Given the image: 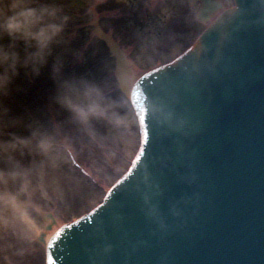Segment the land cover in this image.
I'll return each instance as SVG.
<instances>
[{
    "label": "clouds",
    "instance_id": "obj_1",
    "mask_svg": "<svg viewBox=\"0 0 264 264\" xmlns=\"http://www.w3.org/2000/svg\"><path fill=\"white\" fill-rule=\"evenodd\" d=\"M103 2L87 0L90 18ZM258 3L264 6V0ZM226 8L235 9L236 5L231 3ZM71 20L63 0H0V249L5 253L12 247L10 240L23 245L14 252L18 256L35 251V245L43 247L40 234L46 228V217L54 206L58 210L65 198L60 173L71 165L74 156L85 152H99L111 163L118 156L119 140L127 129L126 73L101 81L88 73L66 70L68 61L57 49H66L70 43ZM45 74L52 82L49 111L66 114L64 121L41 120L32 113L19 115L8 103L14 92L22 90L18 80L25 78L32 83ZM159 117L182 135L195 130L185 114H177L168 106L160 107ZM98 123L112 134H101ZM21 128L27 134H22ZM93 169L102 170L95 160ZM181 181L195 185L198 175L192 170ZM142 196L147 217L166 232L168 224L158 205L152 203L148 177ZM198 199V193L186 196L172 206L171 215L180 218L184 207ZM102 230L100 221L97 231ZM111 249V244H106L104 252Z\"/></svg>",
    "mask_w": 264,
    "mask_h": 264
},
{
    "label": "water",
    "instance_id": "obj_2",
    "mask_svg": "<svg viewBox=\"0 0 264 264\" xmlns=\"http://www.w3.org/2000/svg\"><path fill=\"white\" fill-rule=\"evenodd\" d=\"M237 2L239 3V8L237 11L230 15L217 18L208 27V29L206 30V32L208 31L207 34H205L201 42L198 43L201 48L198 49L196 44L193 51L188 52L175 63L165 67L161 71L159 76L154 78L155 81L153 85L157 87L158 91H156L158 93L164 95L171 92L173 94V100L171 104H168V107H170L177 114L183 115V113L193 111L191 110L193 109V106H191L193 102H191L190 105H186L181 101L185 98L188 99L189 93L187 91H185L186 93H183L181 91L171 89V82L174 81L175 78L177 79L178 76L188 75L187 72L190 69L184 67V64L189 65L194 61L196 63L198 62L200 63L202 69L206 67V69L209 71L210 67L213 68L214 72L209 71L213 75L218 72L220 73L221 71H228L230 69L233 70V65L236 64L237 66H239L240 63L243 64L244 56L251 50L252 46L255 43L259 42L262 38H264V6H261L258 3V0H237ZM253 42L255 43L252 45ZM241 47L243 49H250L246 50L245 53L244 51L234 52L235 48L242 49ZM247 56L250 57L249 55ZM246 62L250 67L257 68V65L253 61H248V59L246 58ZM263 72L264 71H261L260 76L264 74ZM189 75H193V72H191ZM223 78L219 79V76H216L213 80H211L214 84L219 85L225 81ZM140 79L132 85V90L133 86H136L139 83L141 84L142 80ZM203 81H205L204 78ZM196 83H198V81H196ZM214 88L216 87L214 86ZM214 88L211 90V92L214 90ZM229 90L231 91V87H229ZM151 92L153 93L152 89ZM177 97L180 98L177 99ZM164 106H167V103H165ZM196 108L198 117L197 122H200L196 123V128L204 129L209 123L216 124L217 117H215L214 114H211V110H208L206 106L198 107L197 104ZM154 112L156 111L154 110V108H152L151 114L153 115ZM189 114L190 113H187L188 117L190 116ZM157 116L158 115H156L155 117ZM156 120L157 119L154 118V121L151 122V125L152 123L153 125L150 132L148 131L146 135H143L141 133L140 140L142 141V143L140 141L139 147L141 146L142 151L137 152L140 163H137V158L133 162V167L137 165L136 168H134L135 170H138L139 166H141L143 162L146 163L147 167L151 168L149 169V171L141 174L140 179L144 181V184L145 177H148L152 182V178L157 176V174L154 172L157 165H159L160 169L165 168L166 171H173L175 170V168L178 169L182 167L187 162V154L183 155L181 157L182 159H180L179 161L175 158V156L173 157L172 154V159L174 158L175 160H177V162L173 161L175 168L169 164L170 161L168 162L167 159L166 146L172 147L173 142L171 144L170 142H168V139H165L166 143H163L161 136H158V134L162 130L169 131L170 127L165 124H161L158 125L155 130H153L156 125H154V123H156ZM213 127L215 128L217 126L214 125ZM171 133L172 132H170L169 135ZM150 135L151 139L153 138L152 141L154 145L148 148L149 146L146 145V139ZM249 136L251 137L252 133H249ZM187 138L189 137H187L186 135L183 137L184 143L186 142L185 139ZM250 140L254 141L255 137L252 136ZM186 143L188 144L190 149L194 150V153H191V155L194 154L195 157L199 156L202 159L199 160L198 158H192L193 161L198 159L196 162L197 166H200L202 162H207V160H204L203 158L205 145H203V149H200L198 147V144L197 147H192L188 142ZM243 143L244 142H239V144H237L233 140L227 143L228 146L231 147V149L234 151V154L237 157L236 160L238 161H245L244 158H246V155H243L241 150L243 148ZM258 143L262 144L261 140L257 139L256 148L252 152V156L258 157L259 164H261V169L264 172V166L262 168V162L264 159L262 158L264 147L259 146ZM201 144H203L202 139ZM184 150L187 151V149ZM150 151H156L158 156L157 161L150 160V155L147 154ZM201 151L202 153L200 154ZM205 163L204 167L202 168L204 176L201 181H205L206 176L209 174V169L214 168V165L211 161H208L206 165ZM133 167L129 175L132 174L134 170ZM222 171H224L225 175L228 174L229 177L234 175L235 179L237 177L235 173L236 171L234 172L233 170H230L226 164L219 169L220 173ZM248 177L249 179H252L251 176ZM125 179L113 191H111L112 202L110 206L111 208H116L117 206L114 201L118 200L119 202H122L121 205L123 207V211H121L119 215L114 216L113 212H108L105 209L104 202H106L107 200L101 202L98 208L95 209L94 213H91L85 219L71 224L55 235L50 244L48 252V255L52 254V256H50L47 260V264H49L50 258L53 264H129L132 262L131 260L135 259L129 257L126 253L122 254V252L120 251L123 246V242L128 238L132 239L133 243H130V245H133V251L136 250L134 249V245L137 248L138 252H141V249L147 251V253H145L144 255L142 254V257L144 259H148V264H182L180 261L181 255H184V260H186L187 263H196L198 260L202 259L206 260L205 255L200 254L202 250H200L199 253L197 251H194L197 247H193L192 239L190 236L198 235L196 222H205V220L209 216L206 214H201L204 216V219L202 220L200 216L198 217L195 214H192L193 216H195V219L187 220L188 222H190L185 227L187 229V233L189 234V236H187L185 234V228H183L182 225V220H176V218L173 216V218H171V211L167 210L169 207H163L160 205L159 207H161L163 215H166L165 221L168 224V230L166 231V233L162 232L160 234H158V232H153L154 230H151V227H156V224L150 221L146 215V205L144 199L134 194V185H132V187H128L129 182H127ZM175 185L178 186L179 183H175ZM130 194L135 196H130ZM178 199H181V197L179 196ZM178 199L176 200L175 204L178 202ZM161 200L163 201V203H167L166 205H172V202L175 201V198H170L168 200L169 203L167 202V198H163ZM152 203L155 204L154 199H152ZM198 204H203V208L205 206V209H207L208 212L212 209L211 203L207 201L202 202V198L200 196L198 201L190 204L189 207H185L191 208L192 206H198ZM211 213H213L212 210ZM213 220L215 221L214 218ZM100 221H103V230L97 231V224ZM231 223L233 224V222ZM193 224L196 225L194 226ZM222 230H224V228H222ZM159 237H163L160 239L162 240V245L164 246L167 254L166 259L163 260L164 263L162 262V259L165 255L162 254L161 251H159V247L152 243L155 242L152 239L157 240ZM181 240L183 241V244L181 243ZM112 241H119L120 246L118 244H112ZM214 243L215 246H218L220 244V241H214ZM106 244H111L112 246L111 251L107 253L104 252V247ZM201 244L203 246L204 242H202ZM204 247L208 248V246L206 245H204ZM189 250H191L192 252H190ZM230 250L234 254V256H236V248L229 245L227 251ZM170 251L172 254H170ZM159 256L162 259H160ZM196 257L197 260H194V258ZM232 259L235 260L236 257H233Z\"/></svg>",
    "mask_w": 264,
    "mask_h": 264
},
{
    "label": "rangeland",
    "instance_id": "obj_3",
    "mask_svg": "<svg viewBox=\"0 0 264 264\" xmlns=\"http://www.w3.org/2000/svg\"><path fill=\"white\" fill-rule=\"evenodd\" d=\"M117 2H120L122 4H124V1L128 2V3H131V1H135L137 2L136 4H132L131 8L134 7V9H132L134 11V16L136 17H141L142 16V3L139 2V0H116ZM72 4L74 3V0H72L71 2ZM101 5H107V3H102ZM129 5V4H128ZM129 7V6H128ZM141 7V8H140ZM135 8H137L135 10ZM70 10L69 7L67 6V11ZM70 12V11H68ZM70 14V13H69ZM72 30V27L71 25H69V30L68 31H71ZM116 30V29H115ZM120 31L122 32H126L125 31V27L123 24L119 23V29ZM160 38V37H159ZM68 39H69V36H68ZM75 38L73 39H69L70 43L68 44L67 48L65 49L64 47L61 49V50H57V52H60V53H63L65 55V57L67 56V58L70 56L69 53H72L71 56H72V59L73 57H75L74 55V50L73 49H76L74 46H75ZM154 40H156V38H154ZM177 43V39L175 40ZM154 41H151L150 44H153ZM69 47H71L72 49H70ZM71 65L75 67V69L73 71L77 72V73H88V74H91L93 76H95V73L99 72V71H95V73H90L91 71H87L86 69L83 70L82 72V69L80 70V67L82 66H75V61L73 59V61H71ZM81 65V64H80ZM150 66V65H149ZM149 66H142L141 68L146 70L148 69ZM79 68V71L77 70ZM102 67H100L101 69ZM68 70V69H66ZM102 70V69H101ZM100 70V71H101ZM69 71V70H68ZM73 71H69V72H73ZM107 69L105 71H102L100 72L99 76L97 79L103 81V80H106V76H107V73H106ZM17 84L21 87V91H18V92H14L12 97L9 99L8 103L9 105L12 107L13 111L16 113V114H19V115H27L28 113H32L34 114L37 118L41 119V120H49V116L50 115H53V113H58L56 111H49L48 110H44V112H42V107L37 105V102H35L34 100L38 99V94H37V91H36V85L39 84L40 87H45L49 93H51V90H52V82L51 80L48 78L47 74L41 76L39 79H36L34 82L32 83H28L27 79L25 78H21L20 80L17 81ZM45 85V86H43ZM33 90V91H32ZM49 99V97H48ZM37 108H39L37 110ZM32 110V111H31ZM47 114V115H45ZM60 116H61V120L60 121H64L66 119V114L64 113H59ZM102 125V123H101ZM97 128L100 127V123H98L96 125ZM19 131H21L22 134H27V131L26 129H19ZM110 134V133H109ZM125 137L124 136H121L120 140H119V148H118V155H120L121 153V157L123 156V159L122 161L120 162L119 165H117L116 163V159L112 160L111 163H107L105 162L102 157L100 156L99 152L96 154L97 155V166L99 168L102 169V172H101V175L102 176H106L108 177L109 181H114V178L115 176L117 175L118 172H120L121 170H123L127 164V162H129V158L130 156L132 155L133 153V150L136 146V143L134 144H130V142L127 144V142H125ZM128 139H130V137H128ZM121 142H123L121 144ZM122 149V150H119V149ZM87 152L79 155L82 159V161L84 160V158L87 156ZM93 161L94 160H90V163H91V168L94 172V169H93ZM113 169V171H112ZM113 172L114 175H110L109 172ZM66 170L64 169L62 173H60V182L62 180V187L64 185V190L65 192H69V193H73L72 196H74V199H73V204L70 205L65 211L69 210L71 211V209H75L73 207H81V206H85L87 203H89L90 205H93L95 204L96 200L95 198H100L101 195H103V192L102 191H91L90 189V182L85 179L84 177L81 179V177L79 176V178H74V174L72 173H69V174H66ZM97 172H100V171H97ZM108 172V173H107ZM69 177H73L72 179H70ZM67 180H70V182L68 183H65ZM77 187V188H76ZM75 188V190H74ZM84 189L85 188V191L84 193L81 192L80 189ZM72 190V191H71ZM95 197V198H94ZM72 200V199H71ZM62 208H63V201L59 203V207H58V210L57 208L54 206L53 207V210L56 214L60 215L59 212L62 211ZM61 216V215H60ZM12 243L14 244L13 247H11L8 251H16V249H18V247H22L21 244L15 240H12ZM2 249H0L1 251ZM8 253V252H7ZM17 260V259H16ZM18 261V260H17ZM32 261L31 260H27V262H25L24 264H32L31 263ZM0 264H11V263H8L7 260L5 259H0Z\"/></svg>",
    "mask_w": 264,
    "mask_h": 264
},
{
    "label": "bare ground",
    "instance_id": "obj_4",
    "mask_svg": "<svg viewBox=\"0 0 264 264\" xmlns=\"http://www.w3.org/2000/svg\"><path fill=\"white\" fill-rule=\"evenodd\" d=\"M184 1H186V0H184ZM188 1V3H189V7L187 8V10H186V13H190V10H191V8L193 7V6H195L197 3H199V2H202L204 5H203V7L201 8L202 9V11H201V9H200V11H199V15H198V17H199V19L200 20H202L203 21V23L206 25L205 26V28H207L208 29V27L217 19V18H220V17H224V16H227V15H230V14H232V13H234L235 11H237L238 10V8H239V3L237 2V0H231V2L232 3H234L235 5H236V8L235 9H228V10H226L223 14H222V12H223V10L226 8V2H225V0H187ZM164 2V1H163ZM231 2H229L230 4H231ZM198 12V11H197ZM128 13H131L130 12V10H128ZM131 19L133 18V17H130ZM153 18H154V22L155 23H153L152 25V29L155 27V25H157V30H155V29H153L152 31V35H151V37L148 39V38H146V40L148 39V41L150 40V39H153V38H156V36H157V33L162 29V27H164V25L161 23V19H159V18H157V17H154L153 16ZM132 25V26H131ZM128 26L130 27L131 26V28L129 29V31L131 32V30H135V26L137 27V24L136 23H132V22H130L129 24H128ZM164 29H166V27H164ZM206 29V30H207ZM170 30H172V29H170ZM100 31L102 32V33H105L104 32V30L103 29H101L100 28ZM137 32V31H136ZM98 34V33H97ZM142 34V33H141ZM98 36H99V40H101L100 42H103V35L102 34H98ZM135 36L136 37H138V35L137 34H135ZM112 37H115L114 35H112ZM128 33H127V35L125 36H122V38H121V36L120 35H116V40H119V39H121L126 45H129L130 46V49L132 48L133 49V47L135 46L134 44L135 43H133V41H130V40H128ZM97 38V37H96ZM154 40V39H153ZM108 42V41H107ZM154 42H156V40H154ZM109 44H108V46L109 47H112V46H114L115 48H112V52H113V54H115V57L117 58V59H119V60H121L122 61V63L123 64H120L119 65V67H118V71H117V73H116V75H119V74H121V73H126L127 74V79H126V83H125V92L126 91H128V90H130L131 89V87H132V85L137 81V80H139L140 78H141V75H143V73H140L139 71L137 72V71H133V63L131 62V60H130V54H129V52L127 51V49H124V48H122V47H120V45H119V43H118V41H111V42H108ZM155 44V43H154ZM192 44H195L194 46H189V47H187L185 50H184V52L183 53H181V55L179 56V58L176 60H172L171 62H169V63H167V65H165L164 66V68L165 67H167V66H169V65H171V64H173V63H175L176 61H178L182 56H184L185 54H187L188 52H190V51H193L194 50V48H195V46H196V43L194 42H192ZM119 45V47H117V46ZM141 49H145V47H146V49L147 50H151L152 48L150 47V46H147V42H145V43H142L141 44ZM161 57H164L165 55H160ZM159 56V57H160ZM160 57V58H161ZM161 60H162V58H161ZM163 61V60H162ZM108 79V78H107ZM128 97H130V96H128ZM55 116H57V115H54V117H53V119L55 118ZM140 132V131H139ZM137 133V135L136 136H139V138L141 139V133H138V132H136ZM134 140V139H133ZM140 143H138V145H139ZM138 148H139V146H138ZM138 151V150H137ZM135 154H137V152L135 151ZM119 161L120 160H117V164L119 163ZM134 162V161H133ZM84 170L85 171H89L90 173H92V168H91V166L90 165H85V167H84ZM101 172H102V170L99 172V173H97L96 171H94V173H93V178H92V183H91V185L92 186H97V184L98 183H100V185L101 186H97V188L98 187H100V188H102L103 190H107V192L105 191V196H106V194L108 193V192H110L111 193V191H113L126 177H124V174L125 173H117V175L115 176V178H114V183L112 184V181H109V179H108V177H106V176H102L101 175ZM131 172V171H130ZM109 174L110 175H114V173L113 172H109ZM130 174V173H129ZM128 174V175H129ZM120 177H121V179H120ZM120 180H119V179ZM103 180H104V182H103ZM110 184V185H109ZM112 184V185H111ZM114 185V186H113ZM99 189V188H98ZM72 191V190H71ZM99 192V191H98ZM102 196V195H101ZM95 198V197H94ZM95 199H97L96 200V202H98L99 201V205H100V203L103 201L102 199H101V197L100 198H95ZM69 205V204H68ZM69 206H65L64 207V209H66V208H68ZM81 207H84V205L83 206H81ZM80 208V207H79ZM76 209H78V207L76 208ZM78 210H81V209H78ZM61 214H63V212L61 211ZM91 213H89V214H79L80 216H79V218L77 217V218H73V219H71L70 218V222L69 221H66L64 224H53V229H51V230H45L44 229V231L40 234V236L43 234V233H45V235H46V239H45V244H43V246L44 247H46V249H47V252H49V248H50V244H51V242H52V240H53V238L55 237V235L58 233V232H60L61 230H63L64 228H66V227H68V226H70L71 224H73V223H75V222H77V221H79V220H82V219H85V218H87L89 215H90ZM50 216H53V215H49V217ZM49 217L47 216V218H48V220L50 221V219H49ZM50 218H53V217H50ZM54 219V218H53ZM55 220V219H54ZM53 220V221H54ZM65 221V216H64V214L61 216V217H57L56 218V223L57 222H61V221ZM51 223V222H50ZM49 225V224H48ZM50 226H51V224H50ZM55 232V233H54ZM54 234V235H53ZM38 248H36V250H37ZM41 249V248H40ZM36 250L35 251H32V259L33 260H35V258L34 257H38V255H37V253H36ZM31 257V256H30ZM27 259H28V257H27ZM26 259V260H27ZM29 259H31V258H29ZM31 259V261L33 262L32 264H34L35 262L33 261ZM46 264H47V262H46Z\"/></svg>",
    "mask_w": 264,
    "mask_h": 264
}]
</instances>
